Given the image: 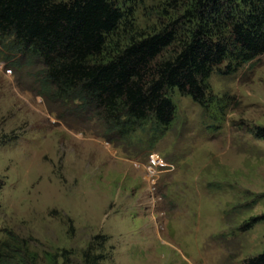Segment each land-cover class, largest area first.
<instances>
[{
	"label": "rangeland",
	"instance_id": "obj_1",
	"mask_svg": "<svg viewBox=\"0 0 264 264\" xmlns=\"http://www.w3.org/2000/svg\"><path fill=\"white\" fill-rule=\"evenodd\" d=\"M161 1L134 8L136 28L160 22ZM21 66L0 57V257L249 264L263 254L264 54L233 75L216 67L211 94L224 108L175 91V121L156 139L109 132L97 108L48 99L38 67Z\"/></svg>",
	"mask_w": 264,
	"mask_h": 264
},
{
	"label": "trees",
	"instance_id": "obj_2",
	"mask_svg": "<svg viewBox=\"0 0 264 264\" xmlns=\"http://www.w3.org/2000/svg\"><path fill=\"white\" fill-rule=\"evenodd\" d=\"M147 1L0 0V57L14 71L37 66L41 95L97 108L109 132L160 138L175 121V91L226 107L210 79L217 66L233 75L264 54V0H162L160 22L142 30L134 8ZM249 264H264V252Z\"/></svg>",
	"mask_w": 264,
	"mask_h": 264
},
{
	"label": "built area",
	"instance_id": "obj_3",
	"mask_svg": "<svg viewBox=\"0 0 264 264\" xmlns=\"http://www.w3.org/2000/svg\"><path fill=\"white\" fill-rule=\"evenodd\" d=\"M151 166L150 167H158L159 165L160 166H164V164H162V163H160V161H159V159H157V158H151ZM162 162V161H161ZM153 172H154V169H153ZM152 172V173H153Z\"/></svg>",
	"mask_w": 264,
	"mask_h": 264
}]
</instances>
